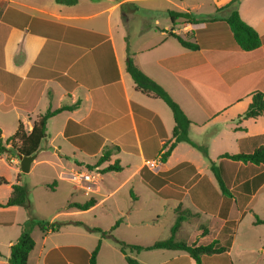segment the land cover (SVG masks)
I'll list each match as a JSON object with an SVG mask.
<instances>
[{"label": "crops", "instance_id": "1", "mask_svg": "<svg viewBox=\"0 0 264 264\" xmlns=\"http://www.w3.org/2000/svg\"><path fill=\"white\" fill-rule=\"evenodd\" d=\"M230 1L78 0L73 5H64L54 0H0L3 143L19 124L29 131L47 109L72 105L73 108L60 110L47 119L45 136L30 168L34 159L42 156L36 163L55 167L57 179L69 184L70 197L75 199L72 202L83 203L92 197L94 204L89 208L118 206L120 221L113 229L115 233L126 228L140 237H150L137 228L158 221L159 209L155 205L171 212L168 235L177 210H187L197 220L193 230L205 225V234L197 235L201 239L213 232L214 239L223 242L225 227L226 230L232 227L228 250L203 254L202 264L205 256L220 259L228 255L243 215L252 212L255 201L264 204V164L221 158L223 153H251L264 147V110L256 117L238 118L254 93H264V0H238L236 4L241 19L257 31L261 40L259 47L248 51L237 45L224 20L230 9L221 7ZM171 11L188 14L195 21L183 16L172 19ZM4 14L8 20L3 19ZM133 21L139 25L132 38L128 29ZM173 34L195 43L197 49L183 46ZM128 55L141 71L172 95L191 121L189 138L206 146V155L180 141L164 162L159 161L157 171L147 168L143 172L145 163L158 161L163 144L172 138L174 120L163 100L135 88L125 66ZM132 103L152 115L133 110ZM153 117L159 120L161 129ZM44 140L47 149L41 145ZM56 140L68 142L72 149L63 151ZM105 152L108 157L99 162ZM211 162L219 165L228 193L221 192ZM113 163L120 168L103 170ZM147 170L163 183L155 188L157 182L149 183L145 178ZM76 191L82 194H73ZM123 202L126 208L119 206ZM69 203L61 215L62 220L71 222L59 230L69 224H82L76 215L84 210L67 208ZM15 206L18 205L0 207L1 213L13 214L10 222H0V226L9 227L16 222ZM252 214L251 224L263 226L254 221L264 217L254 211ZM35 229L39 230L35 227L32 236ZM42 234L44 242L48 233ZM14 241L8 240L9 249ZM262 241L259 245L263 243V248ZM60 246L92 250L81 244H54L39 251L43 264L47 252ZM115 250L104 264H122ZM117 252L125 260L119 249ZM127 253H134L142 264H193L184 250ZM4 257L2 264H6L8 256Z\"/></svg>", "mask_w": 264, "mask_h": 264}, {"label": "trees", "instance_id": "2", "mask_svg": "<svg viewBox=\"0 0 264 264\" xmlns=\"http://www.w3.org/2000/svg\"><path fill=\"white\" fill-rule=\"evenodd\" d=\"M57 4L64 5H73L78 0H54ZM238 0H231L229 3L224 5L221 8H229V14L224 20L229 25L230 30L233 35V39L237 43V45L242 50H252L260 46L261 40L255 29L249 26L246 22H244L236 8ZM171 18L174 19V16L170 14ZM177 16H183L185 18H189L191 22L195 21V18L188 14H177ZM217 16L213 17L216 19ZM4 20H8L7 16L3 15ZM10 22V21H9ZM17 26H24L22 24L13 23ZM177 40L185 47L190 49H197V45L195 43H191L180 36L173 34ZM126 70L132 78L135 88L141 91L144 94L152 95L160 98L165 102V104L169 107L172 112L174 126L172 129V138L166 141L163 144V151L159 156V161L164 162L168 155L170 154L173 147L180 141H185L189 143L191 146L200 150L204 155L207 154L206 146L198 144L192 141L188 136V129L191 121L185 115L179 104L173 100V98L168 94V92L159 85L152 78L147 76L143 71H141L132 61V58L128 55L125 61ZM133 110L137 112H141L146 116H151L152 113L147 111L140 106L132 103ZM73 106L63 105L57 109L50 110L47 109L43 114H41L33 123L32 128L29 131H25L23 129L22 124L17 126L16 131L10 135L4 143H2V139L0 137V153L3 151H8V147H5L4 144H9V149L13 150V152H18L22 155H31L35 154L37 149L39 148L40 141L45 136L46 130V122L47 119L50 118L55 113L59 112L63 109H71ZM264 110V93L256 92L252 95V99L248 104L246 110L238 115V118H248V117H256L260 115ZM154 121L159 124V129H161V125L159 120L156 117H153ZM72 141V139H71ZM108 157L105 152L100 158L99 162L104 161ZM229 158L231 160H240V161H248L254 164L263 163L264 164V147L256 148L251 153H236V154H228L223 153L221 158ZM90 167V165H89ZM211 170L213 171L216 180L218 182L219 188L223 194L228 193V188L222 177L219 173V165H216L214 162L210 164ZM120 167L118 164L113 163L106 166L103 170H118ZM147 169L146 166L143 167ZM148 171V176L145 177L149 183H156L157 186H160L163 183L162 179H158L157 175H154L152 172ZM232 174V173H231ZM149 179V180H148ZM8 183L3 177H0V185ZM11 191L9 193L8 198L4 202H0V207H8L13 205L22 206L25 208L28 213V218L21 225V232L15 241L10 245L9 255L6 260V264H27L28 256L31 250L35 246V241L32 236V230L37 227L43 233L56 232L62 225H65L71 221L66 220H45V219H36L31 215V205L28 198V190L24 184L20 183H12L10 184ZM180 194H178L179 196ZM94 204V199L91 197L83 203H69L68 207H73L81 210L88 209L90 206ZM185 214L183 210H177L176 218L170 228V234L168 237L160 240H156L149 245H139L133 243H126L122 240H119L115 237H112L110 233L111 230L114 229L116 225H118L120 219H117L113 225L109 227L108 230L102 231L101 229H97L101 231L102 235L112 237L114 241L118 244L120 252L124 255L125 261L128 264H142L134 257L128 255V250H150V249H172V250H184L189 256L193 259V264H202L201 256L203 254H217L222 253L228 250L229 241L221 242L219 239H213L211 242L204 244H197L194 241H188L185 239L176 238V233L181 226V222L185 219L186 216H189V211ZM2 216H5L2 218ZM13 214L1 213L0 212V222L7 221L10 222L12 220ZM254 223L264 224L263 219L256 218ZM201 234H205L206 228L201 226ZM100 247V241L97 242L96 246L90 251L87 252L84 248L79 246H60L58 248H53L47 252L44 258L45 264H68L67 259L71 262V264H96V254Z\"/></svg>", "mask_w": 264, "mask_h": 264}, {"label": "rangeland", "instance_id": "3", "mask_svg": "<svg viewBox=\"0 0 264 264\" xmlns=\"http://www.w3.org/2000/svg\"><path fill=\"white\" fill-rule=\"evenodd\" d=\"M171 15L176 17L177 13L171 11ZM132 23L128 32L133 38L134 35L132 34L137 31L136 28L139 23L137 21H133ZM179 87L180 90L185 93L184 88L181 85H179ZM168 94L172 96L169 92ZM185 94L188 95L187 93ZM56 142L61 144L60 146L63 151L72 149L71 144L68 142L60 140H56ZM41 145L44 149H47L45 140L42 141ZM4 146L6 145L4 144ZM11 156H15V154L9 147L8 151L0 153V177H3L8 182L0 185V201L4 202L7 199L10 191V184L19 182L27 187L28 198L31 205V215L33 217L45 220H62L64 215L61 214L67 210L66 204L75 200L74 197H70L72 191H70L69 184L57 179V175L54 172L55 167L48 166L44 163H36L42 156H38L34 159L33 166L27 172L21 171L19 164L11 163L9 161V157ZM88 161L93 162L91 159H88ZM73 194L80 195L82 193L76 191L75 193L73 192ZM121 201L123 200L119 202ZM119 206H121V208H126V203L123 202ZM142 206L143 208L146 207L147 201L146 204ZM154 207L159 209L158 221L153 225L137 228L138 231H144L146 235L150 234V237H140L137 233H133L134 231L131 232L126 228H121L117 233L111 230L110 233L119 240L133 244H140L141 242H148L151 244L156 240L168 237V222L171 212H169L167 208H162L160 205H155ZM251 207L253 208L252 212H257L260 216L264 217V204L262 202L255 201ZM118 208V206L112 204H105L84 210L81 214L76 215L77 220L81 221L82 224H69L63 226L56 232L48 233L45 236L44 242L42 241L44 236L42 232L35 229L33 231V238L36 245L30 254L27 264H43L42 256L38 255L39 251H44L54 244H81L87 249H93L98 241H100V244L102 242L98 258L99 264H104L107 258L112 257L113 249H116L114 253L120 260V263L127 264L119 252H117L119 246L114 239L111 237H102L101 231L97 230L101 229L102 231H106L115 223L114 220L117 219ZM14 209H16V222L9 227L0 226V264H2V260H5L4 256H8L9 254V247L7 246L8 240H15V236L18 237L21 232L22 223L28 218V213L24 207L15 206ZM58 212H60L59 216L53 217L54 214ZM183 212L188 215L186 210H183ZM252 212L248 211L243 215L233 238V246L228 255H223L220 259L216 257L212 258L210 255L205 256V264H264L263 243L259 245L261 240L264 241V225L258 226L251 224L254 217ZM201 215V217H203L204 214ZM185 219L176 238L188 241L197 240V244H204L216 237L215 233L211 232L208 234L207 238L201 239L202 237L197 236L198 233L201 232V227L199 226L198 229L193 230L197 220L192 218L191 215L186 216ZM202 226L205 227V225ZM226 228L227 227L224 229L226 234L225 241L231 242L233 229L230 227V229L226 230ZM42 246L44 247L43 249H41ZM129 255L139 261L138 256L134 253H130Z\"/></svg>", "mask_w": 264, "mask_h": 264}, {"label": "water", "instance_id": "4", "mask_svg": "<svg viewBox=\"0 0 264 264\" xmlns=\"http://www.w3.org/2000/svg\"><path fill=\"white\" fill-rule=\"evenodd\" d=\"M17 156L19 158V165H20L21 171L27 172L30 168L31 161L33 160L35 154L22 155V154L17 152Z\"/></svg>", "mask_w": 264, "mask_h": 264}, {"label": "built area", "instance_id": "5", "mask_svg": "<svg viewBox=\"0 0 264 264\" xmlns=\"http://www.w3.org/2000/svg\"><path fill=\"white\" fill-rule=\"evenodd\" d=\"M6 147H10L9 144L6 145ZM15 156H11L9 157V161L11 163H14V164H19V158L17 156V152H14ZM159 160L158 161H154V160H148L146 163H145V166L151 170V171H157L158 169V166H159Z\"/></svg>", "mask_w": 264, "mask_h": 264}]
</instances>
